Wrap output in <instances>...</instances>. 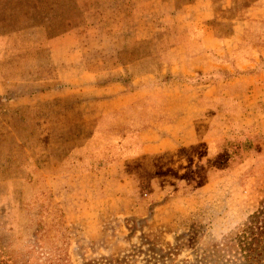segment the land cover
<instances>
[{"label":"rangeland","instance_id":"rangeland-1","mask_svg":"<svg viewBox=\"0 0 264 264\" xmlns=\"http://www.w3.org/2000/svg\"><path fill=\"white\" fill-rule=\"evenodd\" d=\"M258 246L264 0H0V261Z\"/></svg>","mask_w":264,"mask_h":264},{"label":"trees","instance_id":"trees-1","mask_svg":"<svg viewBox=\"0 0 264 264\" xmlns=\"http://www.w3.org/2000/svg\"><path fill=\"white\" fill-rule=\"evenodd\" d=\"M260 248H261V252H259ZM251 250H253L254 253L257 254V256H260V255H262L264 253V248L261 247V246H258L256 249H251ZM0 264H10V263L8 262V260H1Z\"/></svg>","mask_w":264,"mask_h":264},{"label":"crops","instance_id":"crops-1","mask_svg":"<svg viewBox=\"0 0 264 264\" xmlns=\"http://www.w3.org/2000/svg\"><path fill=\"white\" fill-rule=\"evenodd\" d=\"M167 127V126H166Z\"/></svg>","mask_w":264,"mask_h":264}]
</instances>
